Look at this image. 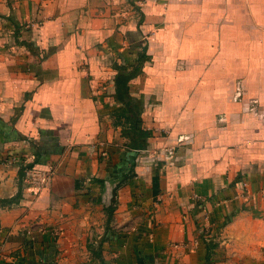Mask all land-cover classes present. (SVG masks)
Returning a JSON list of instances; mask_svg holds the SVG:
<instances>
[{"label":"crops","instance_id":"1","mask_svg":"<svg viewBox=\"0 0 264 264\" xmlns=\"http://www.w3.org/2000/svg\"><path fill=\"white\" fill-rule=\"evenodd\" d=\"M0 264H264V0H0Z\"/></svg>","mask_w":264,"mask_h":264},{"label":"trees","instance_id":"2","mask_svg":"<svg viewBox=\"0 0 264 264\" xmlns=\"http://www.w3.org/2000/svg\"><path fill=\"white\" fill-rule=\"evenodd\" d=\"M145 47L138 51L134 63L131 65L115 64L117 74L115 77V92L114 98L118 102L124 103V106L116 107L118 122L123 124L122 135L127 138L126 147L129 149L145 148L148 145L149 131L141 124L140 114L142 106L139 98L130 95L128 92V81L130 78L138 74L141 66L146 58ZM115 113V112H114ZM116 116V115H115ZM122 117L123 121L120 120ZM209 259V250L208 257Z\"/></svg>","mask_w":264,"mask_h":264},{"label":"rangeland","instance_id":"3","mask_svg":"<svg viewBox=\"0 0 264 264\" xmlns=\"http://www.w3.org/2000/svg\"><path fill=\"white\" fill-rule=\"evenodd\" d=\"M113 112H115L114 115H116L115 116V122H116L115 126H119L120 131L122 132L123 124L118 122L119 118L117 116V114L119 115L120 113H117V110L115 108L113 110L109 109V113L112 114ZM120 120L123 121L122 117ZM177 145L178 144H176V142L155 144L154 146H152V149L146 152L147 159L150 160V162L153 163L155 166H162V167L164 166L168 168L172 166L173 164H175L177 160V154H176Z\"/></svg>","mask_w":264,"mask_h":264},{"label":"built area","instance_id":"4","mask_svg":"<svg viewBox=\"0 0 264 264\" xmlns=\"http://www.w3.org/2000/svg\"><path fill=\"white\" fill-rule=\"evenodd\" d=\"M12 159L14 160V156L11 157V160ZM54 172L55 169L52 165L43 168L35 164L29 166L26 171L29 181L34 185L36 189L47 187L52 180Z\"/></svg>","mask_w":264,"mask_h":264}]
</instances>
